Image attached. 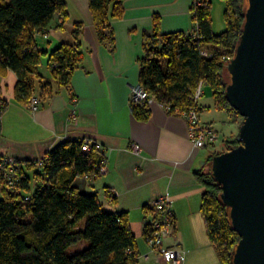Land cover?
Returning a JSON list of instances; mask_svg holds the SVG:
<instances>
[{"label": "trees", "instance_id": "obj_1", "mask_svg": "<svg viewBox=\"0 0 264 264\" xmlns=\"http://www.w3.org/2000/svg\"><path fill=\"white\" fill-rule=\"evenodd\" d=\"M223 1L225 29L220 33H214L211 27L210 1L202 0L191 13L197 28L195 37L183 31L161 33L157 19L153 31L142 35L138 84L168 113L178 114L191 105L199 111L192 94L201 79L209 85L218 109L238 114L222 93L227 83L222 57L228 59L233 53L244 0ZM88 7L98 40L112 44L109 18H120L122 0H88ZM65 14L63 0H0V73H15L13 91L18 102L27 104L34 94L35 80L42 78L38 66L44 56L52 79L69 87V75L82 57L78 24L72 30V42L60 43L49 51L37 46L33 35L45 33L54 19L55 28H61L63 24L57 18ZM40 83V96L50 94L51 80ZM7 104L1 97L0 118ZM130 104L134 114L146 116L147 103ZM233 142L229 141L227 148L235 146ZM213 155L207 156L204 169L195 171L203 187L200 214L217 260L229 264L239 237L229 226L225 206L218 198L219 186L209 168ZM41 158L43 162L37 165ZM41 158H15L14 188L0 187V264H127L132 257L126 251L135 250L136 242L126 213L103 210L95 193H81L72 183L76 176L96 172L94 165L102 155L94 147L85 153L80 140L70 139L55 144ZM29 171L38 179L33 189ZM80 242L86 245L70 250Z\"/></svg>", "mask_w": 264, "mask_h": 264}, {"label": "crops", "instance_id": "obj_2", "mask_svg": "<svg viewBox=\"0 0 264 264\" xmlns=\"http://www.w3.org/2000/svg\"><path fill=\"white\" fill-rule=\"evenodd\" d=\"M63 1L66 14L62 27L55 28L54 19L46 28L47 36L35 32L34 41L49 51L60 43L72 42V30L78 24L81 61L70 73L66 87L52 79L47 57L42 58L45 71L39 68L41 61L38 68L42 78L35 80L32 95L39 101L35 111L14 98L15 73H0V98L8 103L0 118V155L37 160L60 141L93 139L104 150L105 169L76 176L72 183L81 193H95L103 210L126 213L135 236V251L150 253L143 226L152 212L151 200L167 191L173 223L162 243L186 252L175 264H214L211 252L201 250L213 247L209 239L200 242L205 230L199 205L203 187L195 171L204 169L206 162L202 161L215 151L194 147L187 137L184 118L176 112L168 113L152 100L146 104V116L140 118L133 113L128 97L130 87L138 83L143 33L153 31L155 19L161 33L189 32L193 26L191 0H122L120 18H109L112 44L98 40L88 0ZM45 80H51L52 91L40 96L39 84ZM201 94L197 100L200 122L215 128L225 146L236 138L239 123L227 131V136L221 133L223 129L215 127L218 117L212 111L221 110L214 105L213 95L209 101ZM132 144L138 145L137 153L131 150ZM81 247L79 243L74 250ZM137 264L167 263L150 253Z\"/></svg>", "mask_w": 264, "mask_h": 264}, {"label": "water", "instance_id": "obj_3", "mask_svg": "<svg viewBox=\"0 0 264 264\" xmlns=\"http://www.w3.org/2000/svg\"><path fill=\"white\" fill-rule=\"evenodd\" d=\"M243 4L222 91L242 117L238 143L215 153L209 168L229 226L239 237L229 264H264V0Z\"/></svg>", "mask_w": 264, "mask_h": 264}, {"label": "built area", "instance_id": "obj_4", "mask_svg": "<svg viewBox=\"0 0 264 264\" xmlns=\"http://www.w3.org/2000/svg\"><path fill=\"white\" fill-rule=\"evenodd\" d=\"M201 0H192L191 1V13L195 12L197 5H200ZM62 16L59 15V18ZM192 29L188 32L190 37H195L197 35V28L195 25L191 27ZM205 53V51H202ZM223 60H227V58L222 57ZM197 86L192 94V98L194 102L201 97L202 87L205 84L203 80L197 82ZM129 102H143L148 103L153 99L150 96L146 89L140 86L138 83L132 85L129 89ZM38 100L36 96H31L28 100V106L30 110L35 111L38 107ZM179 116L183 117L186 122L187 128V137L192 143L194 147L203 148L204 146L214 145V143L219 139L218 132L215 128L211 127L208 124H203L200 122V117H198L197 107L191 105L189 108L185 110H180L178 113ZM81 150L83 152H88L94 147V149L102 154V159L96 163L94 166L96 167V172L101 173L105 169L104 165V150L101 145L94 142L93 139L90 138H81L80 140ZM138 145L132 144L131 150L135 153L138 151ZM0 170L2 171V185L6 186L8 189L14 188L16 183V170L13 169V165H15V159L4 155L0 158ZM44 158L38 160V164L40 165L43 162ZM113 194H109V198ZM24 199H28V196H25ZM150 208L152 210L149 220L144 224V241H146V245L148 247V252L151 254L154 253L160 257V259L167 264H175L176 262L182 261L185 257L186 252L180 248H172L163 245V236L168 232L169 228L173 223V212L170 207V196L168 192L165 191L158 195L156 198L151 200ZM126 253L131 255V259L127 264H136V259L142 257H148L150 253H136L135 250H127ZM133 259V260H132Z\"/></svg>", "mask_w": 264, "mask_h": 264}, {"label": "rangeland", "instance_id": "obj_5", "mask_svg": "<svg viewBox=\"0 0 264 264\" xmlns=\"http://www.w3.org/2000/svg\"><path fill=\"white\" fill-rule=\"evenodd\" d=\"M192 1V0H191ZM210 1V16H211V27L213 29V32L214 33H220L222 30L225 29V21H224V17L222 16L223 14V10H224V7H225V4H224V1L223 0H209ZM202 2V0H201ZM200 2V4H201ZM59 20V22L61 24H63L62 22L64 21L65 19V16L63 18H57ZM43 35L44 37L47 36L46 32L41 34ZM228 60H225V63L224 65H226ZM41 68L40 70L43 72L45 71V68H44V60L42 59V63H41V66L39 67ZM226 76H227V73H226ZM202 93H203V96L204 99L206 100H212V94H211V90H210V87L208 84H204L203 87H202ZM214 112V114L218 117V119L215 121V127H218V129H220L219 127H221L223 129V132L222 130H220L221 133H224V135H228L227 134V131L228 130H233V127H236V124L237 122L240 124V122L242 121V117L239 115V114H236V113H233L232 111H217L216 109H213L212 110ZM212 112V113H213ZM226 130V131H225ZM218 140L214 143V145H210V146H204V149L206 150V152H213L215 151L214 153L212 154H215V153H219V152H222V151H225L227 149V143H225V146H224V143L222 141H219L221 137L218 136ZM231 141H235L233 142L235 144V146L237 145V135H236V138H233ZM231 143V144H233ZM223 149V150H222ZM222 150V151H221ZM207 165H205L206 167ZM29 176H30V189H33L35 184L37 183V180L36 178H34V176H32V173L31 171H29ZM1 191V190H0ZM1 193V192H0ZM202 240H200V242L204 243V242H208V238H206V235H205V230L202 231ZM168 240H170L172 242V239L169 237ZM83 244V247L86 245V243L84 244L83 242H80ZM79 243L72 246L70 248V250H74L76 247H78ZM201 250H204L205 253L208 254V251L211 252V255L212 257H214L213 259L215 260L214 261V264H220L219 260H217V256L214 252V250L208 246L206 248H203ZM209 252V253H210ZM138 253V252H136ZM206 258H208V255L206 256ZM142 258V257H140ZM212 259V258H211ZM139 258L136 259V264L138 262Z\"/></svg>", "mask_w": 264, "mask_h": 264}, {"label": "bare ground", "instance_id": "obj_6", "mask_svg": "<svg viewBox=\"0 0 264 264\" xmlns=\"http://www.w3.org/2000/svg\"><path fill=\"white\" fill-rule=\"evenodd\" d=\"M227 60H228V59H227ZM144 232H145V231L143 230V237H144Z\"/></svg>", "mask_w": 264, "mask_h": 264}]
</instances>
